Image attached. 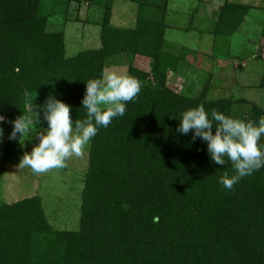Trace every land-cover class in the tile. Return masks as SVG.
Here are the masks:
<instances>
[{
	"label": "trees",
	"instance_id": "trees-1",
	"mask_svg": "<svg viewBox=\"0 0 264 264\" xmlns=\"http://www.w3.org/2000/svg\"><path fill=\"white\" fill-rule=\"evenodd\" d=\"M114 2L53 0L45 11L44 0H0L5 122L32 115L30 105L38 110L50 94L71 106L73 120L85 119V82L112 67H126L142 84L125 115L90 143L79 230L55 229L39 196L1 203L0 264H264V169L228 191L218 180L234 174L231 163L216 165L205 142L176 131L181 114L201 104L209 113L257 122L264 107L212 98L209 85L196 96L170 88L169 74L182 76L188 53L196 54L165 38L170 0H131L134 28L111 24ZM84 3L103 10L101 46L69 57L64 32H49V18ZM252 9L226 1L212 34L233 36ZM137 58L148 61V71ZM258 87L264 89V67ZM20 149L8 141L3 161L18 166Z\"/></svg>",
	"mask_w": 264,
	"mask_h": 264
},
{
	"label": "rangeland",
	"instance_id": "rangeland-1",
	"mask_svg": "<svg viewBox=\"0 0 264 264\" xmlns=\"http://www.w3.org/2000/svg\"><path fill=\"white\" fill-rule=\"evenodd\" d=\"M52 1L44 0L45 11L52 6ZM226 1L250 5L253 9L233 36L215 37L212 32L217 23V13ZM136 12L137 5L131 0H115L111 24L134 28ZM102 18L103 10L98 6L72 4L67 14L49 18L48 31L64 32L67 56L72 57L81 51L101 46ZM167 24L169 27L165 38L170 44L196 52L188 53V64L182 76L172 72L169 74L170 88L196 96L209 85L212 98H243L264 107V89L258 87L264 63L257 57L261 47L264 54L261 37L264 30V0H170ZM136 65L148 71L147 60L137 58ZM112 72L126 75L127 68L112 67L106 70L105 75ZM10 121L0 124L4 130L0 140V204L39 196L48 221L55 229L79 230L89 147L82 156L69 158L64 168L34 174L30 168L3 161L8 141L21 147V158L38 144L35 137L25 141L23 146L19 138L9 140L12 131ZM43 129L38 126V130Z\"/></svg>",
	"mask_w": 264,
	"mask_h": 264
},
{
	"label": "clouds",
	"instance_id": "clouds-1",
	"mask_svg": "<svg viewBox=\"0 0 264 264\" xmlns=\"http://www.w3.org/2000/svg\"><path fill=\"white\" fill-rule=\"evenodd\" d=\"M85 84L81 101L86 110L83 120H73L71 106L50 94L38 110H34L35 102L30 105L32 115L22 114L10 121L9 140L19 138L23 146L32 137L38 139L32 151L23 155L19 167L30 168L34 174L66 167L69 158L83 155L101 128H108L115 118L125 115L127 104L138 98L142 88L137 78L115 72L89 79ZM6 119L0 114V124ZM43 122L47 128L38 130ZM176 131L181 135L191 131L193 142L197 138L205 142L207 154L216 165L231 163L234 174H225L218 180L228 191L244 177L264 169V144L259 143L264 136V116L258 122L246 121L215 109L209 113L201 104L181 114ZM3 134L0 127V140Z\"/></svg>",
	"mask_w": 264,
	"mask_h": 264
}]
</instances>
